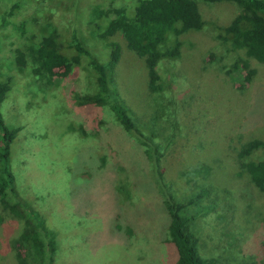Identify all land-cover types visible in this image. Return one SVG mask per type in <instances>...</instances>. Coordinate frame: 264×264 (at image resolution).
<instances>
[{"label":"rangeland","instance_id":"374dc122","mask_svg":"<svg viewBox=\"0 0 264 264\" xmlns=\"http://www.w3.org/2000/svg\"><path fill=\"white\" fill-rule=\"evenodd\" d=\"M196 1L205 24L166 39L163 49L180 42L179 55L158 62L152 90L143 58L124 37L100 34L113 9L130 13L138 0H0V82L10 86L0 103V153L6 130L19 128L8 143L7 193L27 219L41 217L52 231L53 262L45 264H178L166 201L188 199L182 214L192 218L203 257L264 264V191L242 166L263 159L264 148L238 155L246 142L264 141V62L218 37L240 12L236 3ZM52 28L67 55L75 53L66 45L73 34L100 62L111 42L119 45L107 104L75 99L97 91L86 56L52 79L17 64L16 49ZM239 58L255 70L249 82L232 68ZM115 98L131 133L111 108ZM23 227L0 205V264H18Z\"/></svg>","mask_w":264,"mask_h":264},{"label":"trees","instance_id":"16d2710c","mask_svg":"<svg viewBox=\"0 0 264 264\" xmlns=\"http://www.w3.org/2000/svg\"><path fill=\"white\" fill-rule=\"evenodd\" d=\"M206 2L230 1L240 7V12L231 22L221 29L218 37L234 50H241L248 57L259 62H264V0H205ZM95 14L97 11H94ZM111 17L101 31V36L107 38L120 33L129 50L142 57L148 70L149 86L157 89L159 74L157 64L164 58H173L179 55L178 40L171 48L163 49L161 46L170 35L178 36L188 30H200L203 20L196 0H138L132 12L128 13L123 7L113 9ZM101 15L102 10L99 12ZM66 44L74 48L75 53L67 55L61 50L62 44L58 33L52 28L46 35L33 41L27 47L16 49V62L22 67L32 63V72L37 76L49 79L66 77L72 69L79 65L81 57L86 56L90 65L96 72L97 91L92 94H75L78 105L107 104L115 95L109 82L112 80L115 65L120 58V47L116 42H111L109 60L100 62L94 57L83 42L75 35ZM246 61L241 58L234 61L233 69H243L244 82H249L255 73L253 68H248ZM8 81L0 82V103L9 90ZM111 108L118 121L126 131L131 133L134 124L127 114L126 108L119 101H115ZM5 124L0 114V129ZM19 128L6 130L4 133L5 146L0 153L2 167L0 171V205L2 208L16 215L24 221V227L17 238L19 244L18 264H45L53 262L52 231L45 226L40 217L38 223L33 224L17 208L18 201L8 197L7 189L13 186V174L7 164L8 143ZM264 148V141L253 139L243 144L238 155L244 158L255 149ZM150 153V152H149ZM248 173L250 181L260 190L264 191V157L260 161L249 160L242 162ZM192 203L191 200L183 202L166 201L170 218L169 241L174 244L177 252L178 264H218L215 258L203 257L198 251V237L191 229V217L183 215L185 207ZM45 236H44V235ZM46 241H45V240ZM49 240V244L47 243ZM50 246V247H49Z\"/></svg>","mask_w":264,"mask_h":264}]
</instances>
